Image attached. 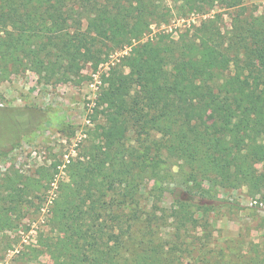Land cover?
Here are the masks:
<instances>
[{
	"label": "trees",
	"instance_id": "16d2710c",
	"mask_svg": "<svg viewBox=\"0 0 264 264\" xmlns=\"http://www.w3.org/2000/svg\"><path fill=\"white\" fill-rule=\"evenodd\" d=\"M244 1L0 0V82L25 70L79 82L85 65L96 70L128 48L101 75L95 109L103 120L64 164L34 256L46 254L50 264H177L162 228L170 217L179 237L194 204L168 184L203 197L218 186L264 190V12L247 11ZM216 8L229 10V28L215 12L176 38L146 37L171 14ZM48 120L37 105H0V156ZM60 164L0 178V232L16 228L33 199L53 188ZM149 183L158 197L150 212L141 200ZM166 191L175 203L159 208ZM253 261L264 264V248Z\"/></svg>",
	"mask_w": 264,
	"mask_h": 264
},
{
	"label": "rangeland",
	"instance_id": "374dc122",
	"mask_svg": "<svg viewBox=\"0 0 264 264\" xmlns=\"http://www.w3.org/2000/svg\"><path fill=\"white\" fill-rule=\"evenodd\" d=\"M244 4L247 11L264 12V0H245ZM215 12L221 13V27L229 28V10L216 8L204 15L191 13L179 17L171 14L166 22L152 24L146 37L165 31L176 38L187 26L198 25ZM127 50L115 51L96 70L85 65L79 82L62 83L31 70L13 72L0 82L1 106L33 104L49 113V120L36 132L22 139L10 153L0 156V178L9 170L31 175L40 165L61 163L53 188L42 200L33 199L16 228L0 232V264H50L46 254L34 256V248L39 233L47 234L49 229L48 209L55 184L66 179L64 164L79 151L86 131L102 122V114L95 109L101 75ZM151 185L149 183L141 198L149 212L158 199ZM168 185L178 197L194 204L189 207L193 211L191 223L183 227L179 237L173 235L170 217L162 228L165 247L178 255L177 264H254L255 251L261 252L264 248V190L252 195L246 186H218L208 197H203L193 188ZM169 191L164 192L156 204L159 208L169 209L174 205V195ZM141 229L140 226L136 228V237L140 236Z\"/></svg>",
	"mask_w": 264,
	"mask_h": 264
}]
</instances>
